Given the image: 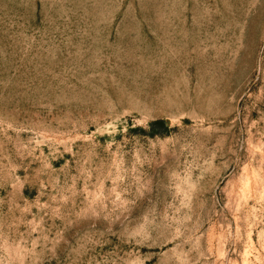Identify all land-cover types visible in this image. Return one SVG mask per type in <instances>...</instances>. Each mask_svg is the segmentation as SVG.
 Here are the masks:
<instances>
[{"label": "rangeland", "instance_id": "obj_1", "mask_svg": "<svg viewBox=\"0 0 264 264\" xmlns=\"http://www.w3.org/2000/svg\"><path fill=\"white\" fill-rule=\"evenodd\" d=\"M0 264H264V0H0Z\"/></svg>", "mask_w": 264, "mask_h": 264}]
</instances>
